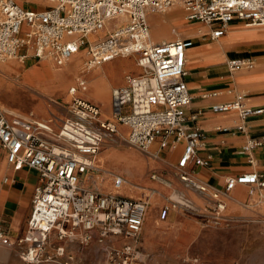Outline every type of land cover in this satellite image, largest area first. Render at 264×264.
I'll return each instance as SVG.
<instances>
[{
	"label": "built area",
	"instance_id": "1",
	"mask_svg": "<svg viewBox=\"0 0 264 264\" xmlns=\"http://www.w3.org/2000/svg\"><path fill=\"white\" fill-rule=\"evenodd\" d=\"M20 1L37 0H0V61L50 56L61 66L85 48L94 64L137 53L143 71L128 75L124 85L112 89L109 117H103L100 105L79 96L87 89V81L79 78L68 92L70 114L57 130L51 121L26 118L0 105V152L15 170L27 167L39 176L26 231L12 237L0 227V242L18 249L28 264H78L68 255V242L85 245L98 236L107 264H145L149 254L141 249V232L148 201L119 192L101 193L89 186V181L94 183L106 174L95 163L106 137L122 138L123 127L126 140L137 149L148 151L158 144L157 158L183 142L178 176L191 184L196 182L186 169L209 167L212 160L199 152L203 132L197 121L203 110L188 111L193 96L185 81L187 51L195 41L188 37L150 43L148 12H164L179 4L185 20L205 25L209 31L202 36L215 40L235 22L264 27V0H46L51 4L36 8L22 6ZM118 17L127 19L122 27L105 38H91ZM227 66L233 73L254 69L256 62L231 58ZM211 108L217 113L236 111L240 120L235 129L245 133L248 119L264 111L249 105L243 92ZM263 145L264 134L250 136L241 152L253 162V150ZM150 178L162 176L153 170ZM125 183L124 176L113 174L116 187ZM238 185H249L253 195L256 188L264 189V175L250 171L228 176L222 189L212 190L216 212L226 209V199ZM196 188L207 190L204 185ZM169 202L159 213L162 220L171 208L195 210L193 201L183 194Z\"/></svg>",
	"mask_w": 264,
	"mask_h": 264
},
{
	"label": "crops",
	"instance_id": "2",
	"mask_svg": "<svg viewBox=\"0 0 264 264\" xmlns=\"http://www.w3.org/2000/svg\"><path fill=\"white\" fill-rule=\"evenodd\" d=\"M180 8L182 7L176 4L171 9L167 10L165 16L176 13ZM156 13V11L148 12L149 24L151 22L150 18L155 16ZM162 22H166V18H163ZM239 23L240 22L233 23L225 36L215 40L209 38V36H201L198 33L200 28L206 29L202 25L198 26L200 23L194 22L188 25L195 29L194 33L188 34V37L195 41V49H193V46L187 51V75L185 81L193 96L192 104L188 111L203 110L202 116L197 121V124L201 127L203 132L202 147L199 152L202 156L210 155L212 160L209 167L195 166L193 168L188 167L186 170L190 172L194 181H198L202 185L209 187V190L222 189L228 176L240 175L250 171H258L264 175V145L253 150V162H250L247 154L241 152L242 146L250 136L264 134V111L248 119L247 132L245 133L235 129V126L240 120L236 111L217 113L211 108L214 103L230 101L235 98L237 93L243 92L247 94L249 105L264 109V30L260 28H249L244 25L245 28ZM208 31L205 33H208ZM93 38L97 37L94 36ZM179 38L177 36L170 39H163L158 42ZM208 39L211 41L208 42ZM81 49L84 50V48ZM231 58H251L255 60L256 66L251 70L244 69L232 73L227 66V61ZM31 59L32 57H28L19 60L24 63L26 67ZM118 60L122 62V65L124 62H130L131 65L124 66L120 79L115 81L110 78V74L115 70V63ZM41 62H47V64L50 62L57 66L51 59L40 60L36 64ZM77 64L78 62L71 69L67 68V72L74 73V71H77L78 73L81 71V64ZM138 69L141 70V73V67L138 68L133 58L125 59L124 57L90 65L86 70L87 72L90 71L88 81L89 88L82 96L85 98L87 97L86 99H92L93 101L90 99L88 100L98 105L101 104L104 116L108 117L110 115L111 98L107 103L95 100L94 96L89 93L91 89V76H101L110 87L113 85L117 87L126 83V77L128 75H136ZM65 77L64 83H66L68 76ZM1 81L2 78L0 79V83ZM43 84L44 85L38 83L40 88L35 84H33L34 86L28 84L23 92L28 96V99H30L29 102L31 103V107L37 104L36 102L32 103L34 100L33 95H36L39 99L38 101L41 107H34L39 111V114L34 116L33 119H39L38 117L43 118L40 120L52 118V125L57 130L61 125V121L66 117V114L61 112L60 107L68 109V104L66 101L65 105H62V103H59L57 100L55 103V101H53L54 98H50V100L47 99L48 102H46L44 98H42L44 95L38 93L39 90L46 88L45 83ZM55 90L56 88L53 89L54 93H56ZM214 92H217L218 95L214 96ZM45 93L48 94L47 91ZM99 93H101L104 98L108 99V94L104 89L100 88ZM48 103H50V105H48ZM23 116L30 118L28 115ZM124 132L127 133V130L124 129ZM183 149L184 143L181 142L176 146L163 150L159 157L162 159L159 160L155 156V153L159 150L157 144L152 146L149 153L129 149L127 147L124 148L122 152L111 150V153H115L114 155L116 156L113 157L111 161L106 162L116 167H127L131 175H134L136 183L131 184L127 182L126 185H124L125 187H123L131 193L129 195L130 197L143 198L148 201V211L145 216L141 238L143 247L151 252L150 264H191L186 261L188 252L190 251L189 249L180 252L171 251L170 246L174 244L172 238L174 233L171 235L168 230L173 227L181 229L182 237L190 238V241H192L196 238L197 226L200 224L205 226V221L212 223L214 225L212 227L213 229H218L222 220L228 221L226 218H221L223 215L214 210L212 193L199 190H197V192H191L190 189H192L193 186L179 178L178 172L174 171L172 166L178 163ZM130 151L133 152V155H131ZM129 156L132 158L129 159ZM151 167L168 170V173L165 174L164 172L154 170L160 173L162 178L159 180L150 179L148 169ZM98 182L99 181L95 182L96 186H99ZM38 184L39 176L35 170L27 167L21 170H15L7 162L5 153L3 151L0 152V227L5 229L10 236L17 237L26 231L28 219L32 211L34 191ZM185 186L188 188H185ZM239 186L240 185L235 188L237 190L234 192V195L231 193L230 197L226 199H230V206L241 203V200L247 195L245 193L246 191L238 188ZM182 194L191 198L195 205V210L184 211V213H182L171 208L168 217L165 220L160 219L159 213L161 209L168 204L170 200L169 197L173 195L179 197V195ZM250 197H252V200L256 199L260 202L262 209H264L263 189L254 191L253 195ZM226 227H228V225ZM0 251L6 252L3 246H0Z\"/></svg>",
	"mask_w": 264,
	"mask_h": 264
},
{
	"label": "rangeland",
	"instance_id": "3",
	"mask_svg": "<svg viewBox=\"0 0 264 264\" xmlns=\"http://www.w3.org/2000/svg\"><path fill=\"white\" fill-rule=\"evenodd\" d=\"M20 4L22 6L29 5L31 8H36L42 4L48 5V2L46 0H41V1L37 0V1L30 2V3H26L25 1H20ZM166 13L167 11L157 12L155 16H152L150 18L151 22L149 25H150V35L152 38L151 40L152 43L158 42L163 39L174 38L177 36L178 38L188 37L189 33H194L195 29H193V27L188 26L190 23L184 20L183 8H180L179 10L176 11V13L170 14L169 16L168 15L165 16ZM163 18H166V22H162ZM126 20L127 19L125 17H118V18L111 20L109 24L106 25L105 31H103L101 34L99 33L95 34L96 37L100 36L102 38H105L107 34L110 33V31L122 27L121 23L125 24ZM239 24L241 26H244L243 23H239ZM199 25L203 26V24L201 23L198 24V26ZM204 27L207 29V31L209 30L208 27H206L205 25ZM249 28H260L264 30V27H261V26H252ZM95 35H91V38H93ZM207 41L209 42L211 40L208 39ZM82 55L84 57V60L91 62V55L88 54L87 49L85 48L84 50L82 49ZM138 56L139 54L136 53L135 56L125 57V59L133 58L134 63L139 68V65L137 64ZM72 57L68 59L66 63L61 67L55 66L53 63H50V62H48L49 65L47 64V62H41L39 64H36L40 61V59L34 58V57H32V59L26 65V67L24 63H22L18 58L10 59L6 63H4L3 61H0V76L2 77L4 75L10 81L22 82L21 81L23 79L22 75L29 76L30 73H32V71H34L32 74L41 72L40 75H41L42 81L46 85L45 86L46 88L39 90L38 93L44 95L42 96V98H44L46 102H48L47 99L50 100V98H54L53 101H55V103L57 100L59 103H62V105H65V102L66 101L70 102L72 98V96L68 94L70 87L75 85L78 78H83L88 82L89 75H90V71L88 72L79 71L78 73L77 71L76 72L74 71V73L73 72L68 73L67 67L70 63L74 65L77 62H78L77 65H80L83 63L82 58L78 57L72 60ZM121 63L122 62L119 60L116 61L115 67H114L115 70L112 71L110 74V78L112 80L116 81L120 79L122 75V71H123L122 68L124 66L131 65L130 62H124L123 65ZM51 66L56 68L58 72H61L64 70L63 74L65 76H68L66 83L60 84L56 81L51 80L47 76V74H45L44 68H49ZM140 71L141 70L138 69V72L136 74L140 73ZM54 85L57 87L56 88L57 93L53 92L54 88L52 86ZM114 86L115 85L110 87L109 84L106 83L102 79L101 76H96V77L91 76L90 93L94 96L96 101L103 102V103L109 102L111 98V90ZM38 88L40 87L38 86ZM100 88L104 89L105 92L108 94V99L104 98L102 94L99 93ZM109 88H110V91H109ZM46 91L48 92V94L45 93ZM80 93H79V96H82L80 95ZM33 96H34V100L32 101V103L36 102L37 104H35L32 107L27 106L25 108H19L21 112H17V113L13 112V113H16L18 115H21V114L28 115L29 114L30 115L29 117H32V118L34 116H37L39 114L38 113L39 111H37L36 108L34 107L35 106L41 107V105L36 95H33ZM48 105H50V103H48ZM60 110L62 113L66 114V117L70 114L68 112V109H66L65 107H60ZM31 112H35V114L32 115L30 114ZM38 118L43 119L40 117ZM48 119H51V118H48ZM122 129L124 131V128ZM124 135H125V132H124ZM127 147L129 149L139 150L141 152L147 153V151H142L140 149H137L131 146V144L124 137L118 138L116 136H108L106 137L105 142L101 148V151L98 153L97 156L99 157V161H100V158L103 159L102 161L103 169L105 167L111 170L112 174L114 175L115 174L122 175L127 179V182L134 184L136 183L135 177L134 175H131V172L128 170L127 167H123V166L116 167V166L106 163L107 161H111L113 157L116 156L114 155L115 153L114 154L111 153V150L122 152L124 148H127ZM130 152H131V155H133V152L132 151ZM130 157L131 156H129V158ZM158 159L161 160L162 158H158ZM172 167L174 171H177V172H181L182 170L177 166V163H175ZM152 170H158L160 172H164L165 174L168 173V170H162L157 167H151L150 169H148V175H150ZM89 182H90L89 186L91 188L96 189L97 191L101 193L111 192V186H109V184H99V186H96L95 183L91 181ZM194 182H196L200 186L202 185L198 181H194ZM185 188H188V187L185 186ZM238 188L246 191L245 193L247 195L243 200H241V203H238L236 205L234 204L232 206H230V203H229L230 199L226 200L227 207L224 211L221 212V214L223 215L221 218H226L228 219V221L226 222L222 220L220 227L218 229H213L212 227L214 225L208 221H205L204 223L205 226H202L201 224L197 226L196 238H194L192 241H190L191 240L190 238H187V237L183 238L181 235V229H179L178 227H173L172 229L168 230V232L171 235L174 233L172 236L174 244L170 246L171 251L180 252V251H187L189 249L190 251L188 252V257L186 261L187 263H191V264H264V209H262L261 207L262 205L260 202H258L256 199L252 200V197H250L251 195L249 194V191L251 187L249 185H240ZM209 189L210 188L207 187V190L205 192L212 193V190H209ZM190 190L191 192H197V190L200 191V189L195 188V187H192V189ZM236 190L237 189H235L232 192V195H234V192ZM258 190H261V189L259 188L255 189V191H258ZM119 193H121L124 196H129L131 194L129 191H127V189H123L122 191H119ZM169 199L176 200V199H179V197L176 195H173V196H170ZM169 203L170 202H168V204ZM174 209L175 211L184 213V209H182L181 207L174 208ZM227 225L228 227H226ZM68 244H69L68 255H72L74 257V261L77 262L78 264H107V256L105 252L101 249V244L98 241V236L94 237L88 244H85V245H80L78 242H68ZM0 246H3V248L6 250V252L0 251V264H28L20 257L18 249L5 246L1 242H0ZM141 249L145 253L149 254V257L147 258L145 264H150V259L152 256L151 252L143 247L142 241H141ZM42 264H59V263L45 262Z\"/></svg>",
	"mask_w": 264,
	"mask_h": 264
},
{
	"label": "bare ground",
	"instance_id": "4",
	"mask_svg": "<svg viewBox=\"0 0 264 264\" xmlns=\"http://www.w3.org/2000/svg\"><path fill=\"white\" fill-rule=\"evenodd\" d=\"M41 1V0H40ZM48 2V5H50L51 4V2L50 1H47ZM176 5V4H175ZM174 5V6H175ZM173 7V6H172ZM171 7V8H172ZM170 8V9H171ZM111 21V20H110ZM109 21V22H110ZM109 22L107 23V25L109 24ZM121 25L123 26L124 24L123 23H121ZM204 26V25H203ZM106 28V27H105ZM112 30V29H111ZM103 31H105V29H103V30H101L100 32H99V34H101ZM207 31V29H203V28H200L199 30H198V33L202 36L203 35V33H205ZM229 31V30H228ZM111 32V31H110ZM228 33V32H227ZM94 35V34H93ZM96 36V35H95ZM179 39H181V38H179ZM148 41L150 42V43H152L151 42V38H150V34H149V39H148ZM193 49H195V46L193 47ZM75 54V55H74ZM71 57H72V60L73 59H75V58H82L83 59V63L81 64V67H80V70L82 71V72H85L89 67H90V65H95L93 62H92V59H91V62H89V61H86V60H84V57H83V55H82V49L80 48V49H78V51L76 52V53H74ZM135 54L136 53H132V54H130V55H125V56H118V57H115L114 59H116V58H121V57H132V56H135ZM218 56V55H217ZM70 57V58H71ZM13 58H19V59H22L20 56H16V57H13ZM13 58H10V59H13ZM69 58V59H70ZM10 59H7V60H5V61H3V62H6V61H8V60H10ZM47 59H51V60H53V62L57 65V63L54 61V59H52V57H50V56H43V58L42 59H40V60H47ZM113 59V60H114ZM66 63V62H65ZM57 66H59V65H57ZM61 66H63V65H61ZM61 66H59V67H61ZM74 66V64H69V67H67L68 69H71L72 67ZM141 67V66H140ZM139 67V68H140ZM141 69H142V71H143V68L141 67ZM25 70V69H24ZM64 71V70H63ZM63 71H61V72H58V70L56 69V68H54L53 66H51V67H49V68H44V72H45V74H47V76L51 79V80H53V81H56V82H58V83H60V84H64V81H65V75L63 74L64 72ZM34 71H32V73H33ZM22 73H24V72H22ZM32 73H30V75L29 76H24L23 77V79L21 80L22 82H16V81H10L9 79H7L4 75L1 77L0 76V79L2 78V81H1V83H0V86H1V90H0V104L4 107V109H7V110H9V111H11V112H21L20 110H19V108H25V107H31V103L29 102V100L30 99H28V96L23 92L24 91V88L25 87H27L28 86V84L30 85H33V84H35L36 86H38V83L39 84H42V85H44L43 83V81H42V78H41V72L39 73V72H37L36 74H32ZM23 76V75H22ZM16 79V78H15ZM78 81V80H77ZM31 82H34V83H31ZM37 82V83H36ZM77 83V82H76ZM75 83V84H76ZM48 84V83H47ZM50 85V84H49ZM34 86V85H33ZM52 87H54V88H57L55 85L54 86H52ZM88 82H87V89L85 90V91H80L79 93H80V95H82L84 92H86V91H88ZM55 92L57 93V89L55 90ZM92 92V91H91ZM78 93V94H79ZM90 93V92H89ZM15 105V106H14ZM30 114H32V115H34L35 114V112H31ZM23 115H25V114H23ZM27 115V114H26ZM28 116H30L29 114H28ZM103 117H105L104 116V114H103ZM109 117V116H108ZM30 118H32V117H30ZM47 120H49V121H53V119L51 118V119H47ZM126 135H128V133L126 134L125 133V135H123V137L125 138V139H127V136ZM154 145V144H153ZM152 145V146H153ZM132 146V145H131ZM152 146H150L149 148H148V151H147V153H149L150 152V150H151V148H152ZM134 147V146H133ZM98 155V154H97ZM96 155V157H95V163H96V165L98 164V166H100V167H102L103 168V163H102V161H103V159L102 158H100V161H99V157ZM132 157H130L129 159H131ZM98 159V160H97ZM129 162H131V161H129ZM135 163V162H134ZM142 165V164H141ZM144 166V165H143ZM104 169H105V167H104ZM107 169V168H106ZM105 169V170H106ZM108 171V172H107ZM106 180V181H105ZM95 181H99L98 182V184H100V183H102V184H109V186H111V192H109V193H115V192H119V191H122L123 189H125L124 187V185H126V183L125 184H123V185H121L120 187H116L114 184H113V174H112V171L111 170H109V169H107L106 170V174L103 176V177H99L98 179H96ZM112 181V182H111ZM186 182H188V183H190L189 181H186ZM95 183V182H94ZM191 184V183H190ZM196 184V185H195ZM195 184H191L193 187H195L196 188V186L197 187H201L199 184H197V183H195ZM124 186V187H123ZM131 186V185H130ZM122 187V188H121ZM130 188V187H129ZM131 189V188H130ZM254 193V192H253ZM148 211V210H147ZM144 225V224H143ZM143 228V227H142Z\"/></svg>",
	"mask_w": 264,
	"mask_h": 264
}]
</instances>
